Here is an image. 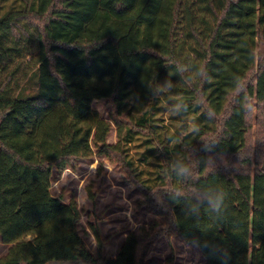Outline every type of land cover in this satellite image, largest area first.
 <instances>
[{
  "label": "trees",
  "instance_id": "obj_1",
  "mask_svg": "<svg viewBox=\"0 0 264 264\" xmlns=\"http://www.w3.org/2000/svg\"><path fill=\"white\" fill-rule=\"evenodd\" d=\"M29 28L36 91L11 96L13 74L0 82V242L9 245L0 264H161L147 259L160 236L197 247L206 264H264V0H23L0 15V35L15 43ZM0 58L12 61L1 38ZM167 89L199 131L174 152L160 142L153 185L125 179L144 196L134 215L156 216L149 228L130 232L115 255L95 229L92 251L77 199L52 192L56 174L96 154L128 172L119 156L126 137L156 127L152 112ZM99 100L109 119L94 108ZM114 126L118 142L109 143ZM88 196L96 201L91 188Z\"/></svg>",
  "mask_w": 264,
  "mask_h": 264
},
{
  "label": "rangeland",
  "instance_id": "obj_2",
  "mask_svg": "<svg viewBox=\"0 0 264 264\" xmlns=\"http://www.w3.org/2000/svg\"><path fill=\"white\" fill-rule=\"evenodd\" d=\"M23 0H0V15L14 9H20ZM198 18L200 15L198 14ZM25 22V21H24ZM203 31V25L198 21ZM31 37H24L21 42L15 43L10 34L0 35L2 42L10 49L12 61L5 66L0 58V82L6 76L13 74V81L9 85L8 95L33 94L37 87L34 79L37 64V32L29 28ZM186 30L183 31L184 36ZM190 39L187 38L183 56L186 58L188 68L194 74L192 63L194 55L190 51ZM171 86H169L170 88ZM167 89L166 94H161L157 100L152 116L155 118L156 127L153 129L133 128L127 135L124 150L119 154L120 159L127 166L126 172L114 158L96 154L93 158L82 161L77 171L66 169L56 174L52 185L55 195L63 193L65 199L74 196L81 210L80 230L84 235L87 245L92 251L96 250L97 242L94 230L97 229L101 237L106 240V251L115 255L122 246L130 232L140 233L142 228H149L156 218L149 211H142L134 215L136 199L144 198L140 191H135L133 183H126L129 175L136 182L142 180L147 185H153L160 180L159 172L162 167V152L158 150L160 142L174 152V145L178 139L187 138L192 141L200 125L197 116L192 112H184L177 98ZM94 108L103 118L109 119V108L106 100L94 102ZM257 114V109H252V116ZM151 116V118H152ZM257 123L253 118V133L250 139L251 158L256 165ZM179 140V141H180ZM109 143H117V128L114 126L108 137ZM130 162V165H129ZM128 164V165H127ZM141 179V180H140ZM139 180V181H138ZM91 188L96 194L93 202L88 196ZM9 245L0 242V257L5 255ZM147 259L159 261L161 264H206L197 247L186 245L180 238L172 236L168 240L160 236L150 246ZM55 262V261H51ZM50 264H93L87 261L55 262Z\"/></svg>",
  "mask_w": 264,
  "mask_h": 264
},
{
  "label": "clouds",
  "instance_id": "obj_3",
  "mask_svg": "<svg viewBox=\"0 0 264 264\" xmlns=\"http://www.w3.org/2000/svg\"><path fill=\"white\" fill-rule=\"evenodd\" d=\"M188 169L186 167H180L178 174H184L187 173ZM209 203L211 204V206L215 209H219L220 208V199L219 198H215L213 199L212 197H209Z\"/></svg>",
  "mask_w": 264,
  "mask_h": 264
},
{
  "label": "crops",
  "instance_id": "obj_4",
  "mask_svg": "<svg viewBox=\"0 0 264 264\" xmlns=\"http://www.w3.org/2000/svg\"><path fill=\"white\" fill-rule=\"evenodd\" d=\"M55 262H60V261H55ZM55 262H51V261H49V262H47L46 264L55 263ZM64 262H70V261H64Z\"/></svg>",
  "mask_w": 264,
  "mask_h": 264
}]
</instances>
